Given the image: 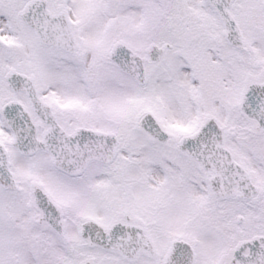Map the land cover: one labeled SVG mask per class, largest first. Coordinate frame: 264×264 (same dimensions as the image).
Listing matches in <instances>:
<instances>
[{"label": "snow or ice", "instance_id": "snow-or-ice-1", "mask_svg": "<svg viewBox=\"0 0 264 264\" xmlns=\"http://www.w3.org/2000/svg\"><path fill=\"white\" fill-rule=\"evenodd\" d=\"M0 264H264V0H0Z\"/></svg>", "mask_w": 264, "mask_h": 264}]
</instances>
